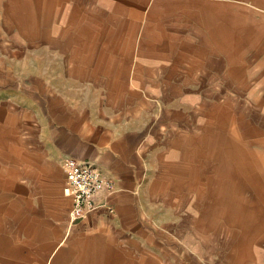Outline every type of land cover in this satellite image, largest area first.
<instances>
[{
	"label": "crops",
	"instance_id": "crops-1",
	"mask_svg": "<svg viewBox=\"0 0 264 264\" xmlns=\"http://www.w3.org/2000/svg\"><path fill=\"white\" fill-rule=\"evenodd\" d=\"M239 3L0 0V51L8 50L0 54V264H192L193 247L176 240L188 234L158 233L147 218L144 158L156 155L157 162L158 141L140 125L142 112L135 136L123 133L129 111L115 98L131 89L169 95L160 86L203 80L192 76L200 73L220 95L224 73L254 64L256 36L241 40L240 21L247 30L264 29V10ZM176 48L201 55L180 60L144 52ZM261 48L264 57V40ZM199 86L202 96L212 90ZM166 125V152L181 151L185 169L190 125L172 116ZM69 158L95 164L116 185L76 221L66 191ZM258 222L240 246L264 264V217Z\"/></svg>",
	"mask_w": 264,
	"mask_h": 264
},
{
	"label": "rangeland",
	"instance_id": "rangeland-1",
	"mask_svg": "<svg viewBox=\"0 0 264 264\" xmlns=\"http://www.w3.org/2000/svg\"><path fill=\"white\" fill-rule=\"evenodd\" d=\"M242 3L258 12L264 10V0H240L239 6ZM243 22L240 39L256 36L254 64L240 63L229 77L224 73L220 95L214 94L212 83L200 73L192 76H202L203 80L191 77L190 81L169 82L167 89L160 86V92L171 96H140L131 89L126 98H115L129 111L123 133L133 138L135 119L143 114L142 120L138 118L140 125L148 138L154 136L158 141L157 162L156 155L144 158L150 169L145 193L147 218L158 233L182 230L188 234L185 241L177 236L176 240L195 248L192 264H254L257 259L261 264V258L253 251L247 257L240 245L264 217V57L263 49H257L264 40V29L259 25L254 31L247 30ZM238 51L250 54L253 50ZM144 52L163 59L170 53L180 60H196L201 55L198 50L177 48ZM188 83L192 87H187ZM200 83L212 89L206 90V96L199 95ZM170 116L190 125V160H185V169L181 151L171 156L166 152V121ZM200 250H206V256L198 255Z\"/></svg>",
	"mask_w": 264,
	"mask_h": 264
},
{
	"label": "built area",
	"instance_id": "built-area-1",
	"mask_svg": "<svg viewBox=\"0 0 264 264\" xmlns=\"http://www.w3.org/2000/svg\"><path fill=\"white\" fill-rule=\"evenodd\" d=\"M66 169L68 173L66 191L74 200V208L71 212L74 221L97 210V198L100 194L112 193L115 190V182L106 178L91 162L69 158L66 162Z\"/></svg>",
	"mask_w": 264,
	"mask_h": 264
}]
</instances>
